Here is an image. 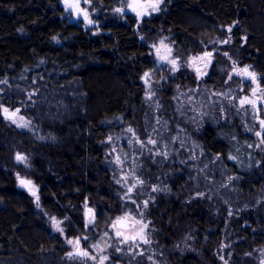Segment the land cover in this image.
Instances as JSON below:
<instances>
[{"label":"trees","instance_id":"trees-1","mask_svg":"<svg viewBox=\"0 0 264 264\" xmlns=\"http://www.w3.org/2000/svg\"><path fill=\"white\" fill-rule=\"evenodd\" d=\"M89 1L99 24L85 28L61 0H0V104L23 108L55 136L37 142L0 112V264H93L70 257L67 239L87 236L88 245L117 217L139 213L153 228L150 243L116 247L107 264H264V150L257 115L236 104L250 81L264 90V0H164L142 20L120 16L125 0ZM160 41L180 61L172 76L152 55ZM208 52L215 63L199 82L186 62ZM245 67L255 81L239 77ZM145 73L166 79L160 93L146 95ZM177 84H188L184 99ZM129 127L157 139L159 151L137 146L144 184L131 200L105 145ZM89 208L95 222L85 227Z\"/></svg>","mask_w":264,"mask_h":264},{"label":"rangeland","instance_id":"rangeland-1","mask_svg":"<svg viewBox=\"0 0 264 264\" xmlns=\"http://www.w3.org/2000/svg\"><path fill=\"white\" fill-rule=\"evenodd\" d=\"M62 2H64V0H61V3ZM131 2H132V0H125L124 3H122L118 8H122L125 6V4L131 3ZM152 2H155V0H139V3H141L143 5H148ZM163 2H164V0H163ZM163 2L159 5L160 10L156 11V12H153L150 7H145L143 9H141L142 11H144L146 13L143 17H138L135 12H132L131 10H129L127 8H125V10L123 12H118V13L120 14V16H122L124 18L125 17L130 18V20H142L144 18L152 17V16L159 14L163 10ZM90 6H91V2L89 0H88V3H85L84 0H80V7L83 8L88 13L89 19H91L94 22L91 25L92 26H98L99 23H97L92 18L93 13L90 11ZM64 10H65L66 14H68L67 19L69 21L81 24L85 28L89 27L88 21L86 20V23H84V21H83V19H84L83 14L81 13L79 16L77 15L78 10L68 9L66 6H64ZM214 47H217V46H214ZM152 55H153V57H155V61H156L158 66H162L163 68L169 69L171 71V76H172V74H175L176 72H178L179 66H181L180 61L174 57L175 56L174 50L166 42L163 41V44H161V41H160L159 43H157L155 45V47L152 46ZM162 57H166V59H162ZM198 57H204V56L200 55ZM198 57H196V58H198ZM171 60L177 61V64L175 65V67L169 62ZM191 60H193V63L190 65L189 61H191ZM189 61L187 60L186 65L189 67L190 71H192L193 73H195L197 75L199 82H200V80H202L208 76L210 69H211V65L213 63H215V59L213 56H211V59H209L208 57L205 56L203 59H194L193 58V59H189ZM221 63H218V64H221ZM233 71L234 70L229 71V76H231L230 74H232ZM239 77H241L243 79L242 75H240ZM165 80L166 79H164V80L159 79L157 77V75L149 73V76L147 77V82H145V75H144L143 81H144V85H145L146 95L148 97H152V96H154V93H156V94L160 93L163 90V82ZM257 82H258V78H257ZM184 88H188V84L183 85L182 87L180 86V84H177L174 87V89L179 92V95L181 97H183V99H184L185 95L189 92L188 89L185 90ZM199 88H201V86H199L193 90L196 92ZM253 90H255V96H253ZM211 92L215 96L226 98L228 101H231V102L235 101V99H236L235 95H233V94L232 95H227V94L225 95L224 92H220V91L217 92V91H213L212 89H210V93ZM244 97H248L249 99H256L257 102L264 103V98H262V97H264V90L257 85L255 86L254 83L250 81L249 93L248 94H242L236 100V102H237L236 104L239 105L240 108L246 105L249 107V109L252 111V113L255 112L254 114L257 115V117L254 119L255 123L257 122V124L255 126V132L254 133H255L256 138L259 140L261 150H264V126H261V124H260V121L264 120V108L258 104H257L256 108H253L249 104L241 105L240 101ZM206 98H207V96L204 97V99H206ZM192 100L199 102V100H194V99H192ZM200 106L201 105H199V107ZM196 107H197V104H196ZM17 108L20 109V112L16 116L17 121L19 123H24L26 121H30V125H29V127H18L16 123H12L8 119L11 122L10 123L11 125H13L15 128H17L20 132L29 134L31 136V138L36 140L37 142L47 143V142L52 141V139H55L54 135H52L50 132H48L46 130H43V129L35 126V124H33V122L30 119H28V117L23 115V113H22L23 108L16 107V108H9V110L15 111V109H17ZM202 110H203V108H202ZM21 116L24 117V121H19V117H21ZM129 128H131V127H129ZM129 128L126 129L125 134L111 135V136L107 137L105 140L106 155L109 157L110 162H112L116 166H118V169L120 170V172H122L118 178L120 183H117V181H118L117 180L115 184H117L118 188H120L123 191L122 197L127 199V200H131V195L134 194V192L136 191V188L139 186H142L144 184V182L142 184L138 182V181H142V180L136 174L137 171L135 169V168H137V166L140 167V165H141V164L134 162L137 158V154L135 153L137 150V146L140 147L141 149L144 148L146 150V152H152L153 155H158L157 153H159V151L156 149V145L158 144L157 139H153V138H148V139L144 138L143 139L140 137L139 133H136V131L133 128H131L132 131L129 132L128 131ZM257 132H259L261 135L257 136L256 135ZM109 138H111V139H109ZM149 139L155 140L157 144L152 145V144L147 143ZM123 142L129 144L128 145L129 147L126 149L124 148L120 151V149L117 145L121 144ZM141 142H143V144H141ZM133 145H135L134 149H133ZM154 147H155V150L153 149ZM117 157H119L120 163H117ZM130 163H131V165H130ZM125 165H127V166H125ZM133 185H135V186L133 187ZM129 188H132V191L130 193L128 192ZM35 189L37 191V196H38V189L36 186H35ZM30 194H31V192H30ZM86 215H87L86 223L93 215H94V222H95L94 210H92V213H88V210H87ZM131 216L135 217L134 215H131ZM135 218L140 219L141 217L140 218L135 217ZM143 221L145 223H148V228L145 230V234H146V237L148 239V243H150V241L152 239V229L153 228H151L148 221H145L144 216H143ZM125 223L128 225V227L125 229H122V230L125 231L126 235H129V236L134 235L136 233V231L138 230L139 225L132 227V222L130 220L125 221ZM92 225H93V223L88 224L87 227H91ZM104 234L105 233L98 236L93 242H91L88 245H83L81 243V248L83 250H87L90 253V255H94L97 257L96 260H92V259L87 258L93 264H97V262L100 261V258L102 256L108 257V252L112 249H115L116 247L130 245L131 249L136 248L138 251H141V246L148 244V243H144L142 240H140L139 237H137L136 241H134V242L131 240L126 242V243L122 242V239H123L122 237L121 238L115 237V232L112 229L111 225H110V229L108 230V233H107L108 235L105 236ZM95 244H98L100 246V249H102V251L97 250L96 248L90 247V245H95ZM69 246L71 247V251L69 253H73L72 256L75 255L76 257H78L75 254V250H74L73 245L69 244ZM82 258L86 259V257H82ZM107 260L104 262V264H107ZM261 262L264 263V257H263V260Z\"/></svg>","mask_w":264,"mask_h":264},{"label":"snow or ice","instance_id":"snow-or-ice-1","mask_svg":"<svg viewBox=\"0 0 264 264\" xmlns=\"http://www.w3.org/2000/svg\"><path fill=\"white\" fill-rule=\"evenodd\" d=\"M64 2H65V5L68 9L78 10L77 11L78 16L82 13L83 18L85 20H87L89 24L94 23L91 19H89L88 13L83 8L80 7V0H64ZM84 2L88 3V0H84ZM162 2H163V0H155V2H152L148 5H143V4L139 3V0H132L131 3L125 4L124 7L118 8V9H116V11L117 12H123L125 10V8H127V9L131 10L132 12H135L138 17H143L146 13L144 11H142L141 9H143L145 7H150L153 12H156V11L160 10L159 5ZM231 30H232L231 27H229L227 29L228 32H231ZM222 42L228 43L227 40L222 41ZM161 44H163V41H161ZM154 47H155V45H154ZM224 55L227 56L228 53H224ZM205 56L208 57L209 59H211L212 53L211 52L205 53ZM203 58L204 57H198V58H194V59H203ZM162 59H166V57H162ZM229 59H231V57H229ZM169 62L174 67L177 64L176 60H171ZM238 74L244 75L252 81L256 80V74L254 72L249 71L248 67H245L243 69H239ZM148 76H149V73H145V82H147ZM230 78L231 77H229V79ZM253 96H255V90H253ZM262 98H264V97H262ZM29 99H31V96H29ZM240 104L241 105L249 104L253 108H256L257 107V100L256 99H249L248 97H244L240 101ZM0 112H2V114L5 116V118L9 119L12 123H16L18 127H29V125H30V121H26L24 123H19L17 121L16 116L20 112L19 108L15 109V111H10L9 108L4 107L3 104H0ZM19 121H24V117H22V116L19 117ZM260 124H261V126H264V120H261ZM128 131L131 132L132 129L129 128ZM249 131H251V129H249ZM256 135L260 136L261 134L259 132H257ZM109 139H111V138H109ZM147 143L155 145L156 141L153 139H149ZM141 144H143V142H141ZM157 154H159V153H157ZM164 155L166 156L167 153L165 152ZM16 159L18 161H24L26 158L18 153L16 156ZM232 159H235V157H232ZM117 163H120L119 157H117ZM138 182L141 184L143 183V181H138ZM117 183H120V181L118 180ZM20 184H21V186L26 187L31 192V194L34 197H36L37 201L39 200V197L37 196V191H36L35 186L33 185V182L31 180L21 179ZM134 186L135 185H133V187ZM153 190L155 191L156 189H153ZM131 191H132V188H129L128 192L130 193ZM132 202L135 203V201H132ZM143 204H144V207H147L148 201H144ZM85 207H87V205H85ZM88 213H92V209L89 208ZM138 215L141 217L140 219H136L135 217H132L130 214H126L123 217H117L116 220L111 223V227L115 232V237H117V238L122 237L123 238L122 242H125V243L130 241V240L134 242V241H136L137 237H139V239L142 240L144 243H148V239H147L146 234H145V230L148 228V223H145L143 221V213H139ZM51 219H52L53 226H54L55 230L60 232L61 234H63L64 228L61 225L64 223V221L63 220H57L55 217H53ZM65 219H67V218H65ZM129 220L132 222V227L139 225V228L136 231V233L134 235H131V236L126 235L125 231L122 230V229H125L128 227V225L125 223V221H129ZM91 223H94V215L87 221V223L85 224V227H87L88 224H91ZM104 235L107 236L108 234L105 233ZM82 239L87 241L88 237L83 236V237H76L75 239H67V243L70 245H73L76 255L86 257V258H89L92 260H96L97 259L96 256L90 255V253L87 250H83L81 248V240ZM90 247L96 248L97 250L102 251V249H100V246L98 244L90 245ZM116 250L120 251L119 248H117ZM68 255L71 257L73 255V253H68ZM107 259H108L107 256H102L100 258L99 264H104V262ZM222 259H223V257H222Z\"/></svg>","mask_w":264,"mask_h":264},{"label":"water","instance_id":"water-1","mask_svg":"<svg viewBox=\"0 0 264 264\" xmlns=\"http://www.w3.org/2000/svg\"><path fill=\"white\" fill-rule=\"evenodd\" d=\"M64 4H65V2H64ZM247 78V77H246ZM247 79H249V78H247Z\"/></svg>","mask_w":264,"mask_h":264}]
</instances>
